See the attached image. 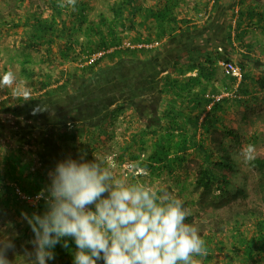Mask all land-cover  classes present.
<instances>
[{
    "label": "trees",
    "instance_id": "trees-1",
    "mask_svg": "<svg viewBox=\"0 0 264 264\" xmlns=\"http://www.w3.org/2000/svg\"><path fill=\"white\" fill-rule=\"evenodd\" d=\"M17 1L24 10L23 15H20L17 20L13 15L10 20H2V24H8L11 28L22 26L26 33V47L46 49L47 58L57 61L62 66L66 63H80L81 67L75 68L83 74L79 76L80 80L83 81L82 85L91 86V89L86 90L87 93L84 96L80 95L78 91V95L77 92H75L76 94L67 92L69 90H66V85L69 78L63 81L62 77L52 79L49 75L48 78H42L41 74L29 65L31 64L30 55L25 54L21 73L33 84V88L39 94L31 96L29 100H23L22 97H19L16 104L15 102L10 104L11 102H7V99L0 102V136L2 137L0 147H5V150L11 151H27L33 155V161L25 165L26 170H22L24 168L20 166V173H17L16 169L20 165L18 155H10L7 158L9 160L3 161V170L0 169V198L6 195V203L10 197L15 198L19 209L25 208L29 215H32L33 212L41 214L44 212L45 201L40 199L35 205L30 206L26 204L28 202L26 199L20 197L16 189L27 196L37 195L43 184L42 177H36V175L38 172L41 173V170L45 171L46 168L50 167L44 166L47 162L41 164V162L47 161L49 156L45 154L44 158L39 154L38 157L28 146L43 150L42 147L44 146H40L42 143L48 142L49 139L51 146L58 153L54 157H58L60 154L69 156L68 144H74L78 137L76 133L64 130V126L67 127L68 124L72 123H83L91 124L93 127L96 117L100 120L103 117H118L124 111L125 104L119 102L122 92L119 85L121 81L126 85L124 92L134 90L133 94H137V91L134 88V82L131 83L129 80H134L135 83L145 81V84L150 82L154 84L157 81V72L163 63L160 62L161 57L159 56L152 58L155 49H115L102 54L94 61L86 62V59L88 60L93 54L102 49H109L122 40V36L115 28L116 25L120 24L121 29L128 28L135 31L137 34L134 38L135 41H151L161 39L164 36L175 37L184 31L205 26L208 21L201 25L194 22L188 14L180 16L181 8L187 0H157L149 5H145L144 0H114L110 5V9L114 13L111 21L106 16H101L98 20L89 19L86 14L89 8V0H76L74 11L70 7H58L59 0H48L47 6L51 9V13L46 16L43 15L39 6H35L34 9L28 8L26 1L31 2L30 0ZM192 1L194 12H198L200 9L206 10L209 6L216 9L220 2V0ZM234 15H236L235 26L228 25L225 40L220 43V46H223L224 49L230 47L233 51L236 46H243L249 51L253 44L247 41V27L255 24V28L264 32V1L242 0L239 2V9ZM151 20L156 23L154 26L151 24ZM81 31L86 35V40L83 42L75 39ZM56 46L57 49H55ZM224 49L219 56L222 57L220 59L233 60L224 52ZM247 51H239L238 55L243 58L250 57ZM137 54L145 55L144 57L151 56L156 62L153 63L152 60L145 62L144 59L141 61L140 58H134ZM108 57L120 58L122 64L101 67L104 72L102 70L97 72L95 67ZM211 57L210 54H206L204 61H191L184 65L185 67L178 65V62L174 64L175 74L172 76L170 73H166L161 80L162 100L159 105L162 108L161 116L158 113L159 108L155 109L157 113L151 111V105L142 101L144 110H146L143 114L144 122L141 123L142 131L141 134L134 133L132 140L135 143L140 140L144 143L141 144L143 147L147 142L144 135L146 134L147 137L154 136V140L150 144V153L140 162V165L150 170L165 169L169 173H173L177 167L184 163L190 147L193 146L192 152L202 159L194 180V186L200 193L198 203L202 204L206 198H209L210 203L215 207H223L232 206L236 199L244 195V189L239 187L231 189L230 177L222 172V169L226 167L228 169L233 168L229 148L222 145L216 150L208 142L223 120L219 113L224 110L223 105L228 100L227 97H222L214 101L221 92L210 87L209 82L216 70V67L212 66L214 61ZM218 59H215V62ZM191 60L194 58L191 57ZM240 66L243 70V77L239 82L236 96L245 102L246 98L241 97V95L248 94L245 80H250L251 77L252 84L264 89V76L260 74L254 77L250 76L245 71L244 65L240 64ZM195 70H197L196 74L188 75ZM61 71H63L62 73L65 72L64 69ZM73 71V73L76 72ZM54 85L55 87H53ZM103 104L106 105L103 106ZM38 105L43 106L44 110L33 114V110ZM111 105H114V108L111 109ZM138 110L142 111V107H138ZM161 130L164 132L161 133ZM225 133L235 135V132L230 128H226ZM173 135L179 137L177 143L171 140ZM132 157L139 158L136 154H133ZM34 161H37L39 166H35ZM249 164L258 173L257 188L261 194L262 202H264V156H256ZM23 171H26L25 176ZM137 179L148 184L145 176ZM13 180L19 182L21 186L10 184V181ZM28 182L31 187L26 185ZM239 201L237 200L238 207L241 205ZM247 212L252 217L253 229L250 235L246 236L240 219H234L230 226V232L235 241L233 251L237 255V251L242 249L241 258L244 259L245 263L258 264L259 260L264 257V215L259 214L255 209ZM235 213L240 215L239 211ZM213 233H208L203 237L208 250L207 255L203 258L205 262L211 260L209 243L212 241V235H215ZM21 235L30 238L34 234L30 226L26 224ZM66 239L67 247L62 246L64 244L62 239L53 249L55 259L50 262L73 264L77 247L72 238ZM217 241L220 244L224 243L222 240ZM198 259L200 260L199 257ZM205 262L200 261V264H207Z\"/></svg>",
    "mask_w": 264,
    "mask_h": 264
},
{
    "label": "rangeland",
    "instance_id": "rangeland-1",
    "mask_svg": "<svg viewBox=\"0 0 264 264\" xmlns=\"http://www.w3.org/2000/svg\"><path fill=\"white\" fill-rule=\"evenodd\" d=\"M31 2L26 1L28 8L34 9L35 6H39L40 10L43 11V15H49L51 9L47 6L48 0H30ZM114 0H89V8L86 11V14L91 20H98L101 16H106L108 20H113V12L110 9V5ZM157 0H144L145 5L153 4ZM264 1V0H263ZM193 1H186V4L181 8L180 16L185 14L190 15V18L198 23L204 24L208 21L205 26H199L196 29L191 30L189 35H192V40H188L186 44L198 45L205 44L209 47L206 50H203L199 53L194 54L192 57L194 60H191V57L188 59L184 58L185 65L191 61H204L205 55L210 54L215 59H220L221 52L223 51V46L221 48H216L213 52V49L210 47L215 45V43L220 44L221 41L225 40V32L227 30L226 24V15L224 13H218L216 10L209 6L206 10L200 9L198 12H194L192 9ZM24 10L18 5L17 0H0V77L7 71H12L16 76V85L20 88H26L31 96H37L39 94L36 89L33 88V84L21 73L22 61L25 54L30 55L31 65L36 72L41 74L42 78H48L49 76L54 79L56 77H62V81L69 78L67 82L66 90L67 92H79L80 95H85L86 90L91 89L90 87H85L82 85L83 81L80 80L82 73L79 72L81 64H69L66 63L64 66L59 64L53 59L47 58L48 54L46 49H35L26 47V33L23 27L11 28L10 25L2 24V20H10L11 16L15 15V19L20 15H23ZM195 13V14H194ZM151 24L154 26L156 23L151 20ZM149 22V23H150ZM84 27V26H83ZM255 24H251L248 28L247 38L250 39L251 43L256 45V47H251V50L254 52L247 51L243 46V50L249 52L250 57H242L238 55V60H240L245 65V71L250 76H256L260 73L261 60L264 61V32L262 30L255 28ZM116 30L119 32V35L122 36V40L115 46L110 47L109 49H102L101 51L111 52L113 50H127V49H141V48H115L124 42L130 41L131 43H138L142 41H135L136 32L128 28L121 29L122 27L116 25ZM211 31H215L214 35L211 36ZM198 33H201L198 34ZM207 33H210V36H206ZM188 35V31L176 35L175 37H163L161 39H153L152 41H159L160 44L157 47L152 49L161 48L165 49L168 46V43H173L172 41L180 36ZM224 35V36H223ZM190 37V36H189ZM78 39L79 42L86 40V35L83 31L79 32L75 39ZM206 46V47H207ZM240 47V46H239ZM57 49V46L55 47ZM149 49V50H152ZM157 51V50H156ZM155 51V52H156ZM210 52V53H209ZM103 53V54H104ZM190 55V54H189ZM136 56V57H135ZM134 58L144 59L145 55L137 54ZM191 56V55H190ZM120 58H106L100 62V65L96 66L97 72L99 70L103 71L101 67L105 68L106 66L122 64ZM172 60L171 57L161 56L160 62L164 63L166 60ZM182 59V60H183ZM222 60V59H220ZM219 60V61H220ZM217 60L216 65H218L219 79L222 82H226L231 86L232 89L222 88L221 94L217 95L214 101L219 100L222 97H227V102L223 105L224 110L219 113L222 116L223 120L218 125V129L215 130V133L211 135L212 139L208 140L209 145L214 147L216 150L221 148L222 145L229 148L230 156L233 160V168L228 169L227 167L222 169V172L227 174L231 179V189L234 188H243L244 195L240 196L239 199H236L235 203H232V206H223L215 207L210 203V199L206 198L204 203H198L199 191L196 190L194 186L195 174L201 164V158L193 151V146L190 147L188 155L184 163L177 167L173 173H169L167 170H150L146 167L140 165V162L150 153V144L154 140V136L147 137L144 135V139L147 140L145 145L142 147L140 140L133 142V134H141L142 131L141 123L144 122V106L143 102H148L155 109H158V113L161 116L162 108L159 106L162 100V93L159 91L156 93V85L150 83L140 82L135 83L134 80H129L131 83L134 82V88L137 91V99L135 102H131L130 97L121 95L123 100L119 102H124V111L119 114L118 117H107L100 120V118H95L94 126L91 124L83 123H72L68 124L67 127L64 126L63 129L68 132H74L77 134V140L75 143L68 144V154L74 156L73 158H79V150L85 149L87 151V159L92 160L94 156L97 157H107L115 162L116 168L114 169V174L117 177L127 176L128 170L130 167L137 166L138 170H144L147 172L145 179H147L148 184L166 190L173 197L179 198L183 202V207L190 211L191 215L187 216L185 223L193 225L198 234L203 239L204 235L214 232L215 235H212V241L210 244L209 256H211L210 261H206L200 258V261L207 264H251L245 263L244 259L241 258L242 249L236 253L233 251L234 248V239L230 232V226L234 222V219L239 218L242 222V228L245 231V235L249 236L252 229L253 223L251 216L248 214L249 210L255 209L261 215H264V202H262L261 194L257 188V171L248 163L244 162V159L241 155L242 149L248 145L252 144L256 148V156H264V89L257 87L252 84L251 89L248 90V97L246 101H241L240 98L236 96L234 89L235 82L230 79L229 76H226L219 65ZM86 62H90L89 59H86ZM121 62V63H120ZM85 63V61H84ZM220 66V67H219ZM76 67V68H75ZM61 69H64L61 71ZM75 70L76 72L73 73ZM95 70V71H96ZM104 72V71H103ZM103 74V73H99ZM164 74V72H163ZM49 75V76H48ZM262 75V74H260ZM48 76V77H47ZM87 76V75H85ZM103 77L102 75H100ZM163 78V75H160ZM165 76V75H164ZM264 76V74L262 75ZM112 77H115L112 75ZM160 83V84H159ZM161 85V82H158ZM121 91L124 92L126 85L124 82H119ZM55 87V85L53 86ZM81 89V90H80ZM235 91V92H234ZM77 92V95L79 94ZM76 94V93H75ZM130 95V93H128ZM144 97V100L139 102L140 97ZM19 97H14L11 88L0 89V102L4 99H7V102L17 103ZM21 98V97H20ZM6 102V103H7ZM106 104H103L105 106ZM138 107H142V111L138 110ZM110 108H114V105H111ZM154 108H150L151 111H155ZM149 110V109H147ZM226 128L232 129L235 135L225 133ZM164 132L161 130V133ZM2 137L0 136V139ZM47 140V139H46ZM172 141L177 143L179 137L177 135L172 136ZM48 142L42 143V149H33V146H28L32 148L33 152L39 157L41 154L47 161L41 162L46 164L44 166H49L47 170H41V173L38 172L36 177H42V188H46L49 183L48 172L50 169L54 168L58 160L64 159L67 156L58 155L56 149L51 146L50 140ZM135 143V145H133ZM14 144V143H12ZM146 146V147H145ZM56 152V154H55ZM18 155L20 165L16 167L17 173H20L19 169H25L27 163L33 161V155L31 152L27 151H11L5 150V147H0V169L3 170V161L7 159L10 155ZM133 154L139 156V158H133ZM51 155V156H50ZM44 160V159H43ZM52 162V163H51ZM35 166H39V163L34 161ZM43 172V174H42ZM24 176L26 171H23ZM22 173V176H23ZM34 177V176H33ZM32 177V178H33ZM31 178V179H32ZM140 180V179H139ZM10 184H19V182L13 180L10 181ZM29 186V182L26 184ZM31 187V185H30ZM31 189V188H30ZM218 193V191H215ZM6 195L3 198H0V238L7 237L12 239L15 244L14 250H9L7 258L12 264H32L30 259L24 255L25 249L32 251V244L30 241L33 237H23L21 235L23 228L26 226L27 222L21 217V212H27L25 208L21 210L15 202V198H9L8 202H5ZM237 200L241 205L238 207ZM38 201L27 202L28 205H35ZM25 207V206H24ZM93 207L94 210V206ZM240 212V215L235 212ZM29 215V213H28ZM213 233V234H214ZM231 235V236H230ZM222 240L224 243L220 244L219 241ZM34 259V256L32 257ZM49 260L47 264H54ZM97 264H103V261H98ZM258 264H264V257L259 260Z\"/></svg>",
    "mask_w": 264,
    "mask_h": 264
},
{
    "label": "clouds",
    "instance_id": "clouds-1",
    "mask_svg": "<svg viewBox=\"0 0 264 264\" xmlns=\"http://www.w3.org/2000/svg\"><path fill=\"white\" fill-rule=\"evenodd\" d=\"M75 6L76 0L58 3L73 11ZM15 85L12 71L0 77V89L11 88L14 97L31 99L26 88ZM42 110L38 105L33 114ZM241 155L245 163L253 161L255 146L246 145ZM86 157L81 149L79 158L58 160L48 172V185L36 196L45 201L44 212H21L34 234L32 251H24L32 264L55 259L53 249L62 239L67 247L66 238L77 247L73 264H200L198 257L208 250L197 229L185 223L191 213L181 199L137 179L147 175L137 166L117 177L111 159ZM14 249L12 239L0 238V264H12L7 254Z\"/></svg>",
    "mask_w": 264,
    "mask_h": 264
},
{
    "label": "crops",
    "instance_id": "crops-1",
    "mask_svg": "<svg viewBox=\"0 0 264 264\" xmlns=\"http://www.w3.org/2000/svg\"><path fill=\"white\" fill-rule=\"evenodd\" d=\"M240 1H242V0H220L219 5L217 6V8L216 9L213 8V11L216 10L218 13H224L226 15L227 28H228V25H230V24H232V27L235 26L236 15L233 16V14L237 13V11L239 9V2ZM248 28H249V26L247 27V29ZM214 32L211 31V34H212L211 36H213L215 34ZM226 32H227V30H226ZM226 32H225V36H226ZM190 33H191V30L188 31V35H183V36L181 35L180 37L175 38L172 41L173 43H171V44L168 43V46L165 47L164 50L161 49V48L160 49L158 48L157 51L155 50L156 52L154 51L152 53V54H154V55H152L153 59H154V56L155 57L156 56H159V57L162 56L163 57V56H166V55H167V57H171L172 58V60H170V59L168 61L166 60V62H164L162 65H160V70H159V72H157L158 73L157 81H156V83H154L156 85V87H157L156 93L158 91H159V93H161V86L159 85L160 83L158 84V82H161V80H162L160 75H163V77H164V75L166 73H170L173 76L175 74V72H176L175 65H174V64H176V62H178V65H181V66L185 67L184 66L185 62H182V61H184L183 57L188 59L189 57H192L194 54L199 53V52L209 48L206 45L207 43H205L203 45L198 44V45H192V46L190 44H186L188 42V40H191V36L192 35H189ZM198 34L201 35V33H198ZM206 36H210L209 33H207ZM247 41H249V43H251L249 38H247ZM234 44H236L235 41H234ZM252 47H256V45H254V46L252 45ZM210 48L213 49V52H214L216 50V48H221V47H220V44L215 43V45L211 46ZM223 49H224V47L222 48V50ZM245 49L248 50V48H245ZM239 51L240 52H246L245 50H243V48L238 47V46H236V49L234 51L230 47H225V49H224V52H226V54H228L230 57H232L234 61H236L239 64H243L240 60H238V52ZM249 51L250 52H254V51H252L250 49H249ZM152 58H151V56L150 57L146 56L144 58V61L146 62V61L152 60V62L155 63L156 60H153ZM211 59L214 61L212 66H215L216 70H215V73H214L212 79L209 82L210 83V87L218 89V90H220V92H221L222 88H223V90L224 89H232L231 86L228 85L226 82L220 81V79L218 78L219 77V71H218V68H217L218 65H216L217 62H215V58L211 57ZM219 60L220 59H218V61ZM244 67H245V65H244ZM163 69H164V71H163ZM163 72H164V74H163ZM196 73H197V70H195L193 73H191V72L188 73V75L189 74H196ZM258 73H260L262 75L264 74V61H262V60H261L260 70H259ZM230 79H232L235 82L234 88L236 87V89H234V90L237 91L239 82H237V80L234 79V78L230 77ZM250 83H252L251 77H250V80L249 79L245 80V84H246L245 87H246V89L249 88L250 90H252L251 89V85L252 84H250ZM248 95L249 94H244V95H241V97L247 98Z\"/></svg>",
    "mask_w": 264,
    "mask_h": 264
},
{
    "label": "built area",
    "instance_id": "built-area-1",
    "mask_svg": "<svg viewBox=\"0 0 264 264\" xmlns=\"http://www.w3.org/2000/svg\"><path fill=\"white\" fill-rule=\"evenodd\" d=\"M160 42L159 41H142L138 43H131L130 41L124 42L123 44H120L119 46H116L115 48H145V49H152L154 47L159 46ZM104 51H100L98 53L93 54L91 57H89V61H94L96 58L100 57ZM219 65L221 66L224 74L226 76H229L231 78H234L237 80V82H240L242 77H243V70L242 67L240 66L239 63H237L234 60H220ZM17 192L19 193L20 197L23 199H26L28 202L31 201V199L36 200V196H27L26 194L22 193L19 191V189H16Z\"/></svg>",
    "mask_w": 264,
    "mask_h": 264
},
{
    "label": "flooded vegetation",
    "instance_id": "flooded-vegetation-1",
    "mask_svg": "<svg viewBox=\"0 0 264 264\" xmlns=\"http://www.w3.org/2000/svg\"><path fill=\"white\" fill-rule=\"evenodd\" d=\"M129 89V88H128ZM133 91L134 90H132V91H128L127 93H125V92H121V95H122V93H124V95L126 94V96H128V97H130V99H132L131 100V102H135L136 101V99H137V96H136V94H133ZM128 93H130V95H128ZM119 97V96H118ZM120 98V100H123L122 98H121V96L119 97ZM142 100H144V97L142 96V97H140V100H138L139 102H141ZM151 104V103H150ZM151 107L152 108H154L152 105H151ZM155 109V108H154ZM156 113H157V111H155Z\"/></svg>",
    "mask_w": 264,
    "mask_h": 264
}]
</instances>
